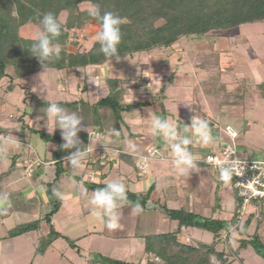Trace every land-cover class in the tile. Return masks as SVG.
<instances>
[{
    "label": "rangeland",
    "instance_id": "obj_1",
    "mask_svg": "<svg viewBox=\"0 0 264 264\" xmlns=\"http://www.w3.org/2000/svg\"><path fill=\"white\" fill-rule=\"evenodd\" d=\"M83 7L89 6L83 5ZM60 20L65 22L66 13L61 14ZM37 27L33 24H27L20 28V35L35 40ZM98 32L94 24H87L81 30L72 31L67 49L72 52L89 50L95 43L94 41L97 40ZM187 39V37L183 38L180 45L175 46L174 52L164 53L160 50L141 52L119 62L112 60L103 68H90L89 75L100 74L103 81L104 79L107 81L112 78H122L125 80L124 88L129 95L128 102L146 103L145 106L134 108L124 114L122 121L129 135H125L128 140L125 139L122 146L126 152L143 153L145 157H151L149 148L156 145L159 153L167 157L168 160L161 163L165 167L166 174L168 173L167 176L162 174L164 175L162 181L165 189L164 194L169 197L168 193H174L175 188H177V192L183 191L182 194L179 193L182 206L185 210H192L196 213H206V207L213 201L215 204L216 201L218 204L225 203L228 210L220 218L227 220L228 230H231V224H234L231 219L235 211V208H231L233 201H235L234 194L231 192L235 183L234 177L230 183L225 184L219 182L216 176L210 178L209 175L204 173L203 176H206V178L203 181L199 177L200 173L205 170L203 168L206 164H199V168L195 170L196 172H193L187 178L178 180L176 173L173 174L175 171L170 163L171 157L168 151L162 147L158 148L159 144H165L163 139L150 134L149 121L144 118H148L149 112L147 110L150 109L152 115L167 119L170 123L177 122L178 130L182 135L189 138L193 134L185 131L181 126L190 125L191 117L196 115V112L197 115L203 113L212 116L213 119L217 117L218 123L211 125L210 129L212 132L221 135V140L224 141V143H221V148L225 147L224 144L231 142V137L226 131V128L231 126L238 134L235 140L238 154L249 160L264 161V96L261 94L262 90H259V87L264 84V23L243 25L224 33L212 36L210 34L206 38L209 45L224 51V54H230L232 57L230 59V56H224L229 59L224 63L229 64V67L232 68L231 71H224L223 74L226 78H223L221 74L215 75L214 73L207 76L201 73L196 75L194 63L192 62L193 58H196V54L195 51L194 53L188 51L193 47L194 42H188ZM199 47L202 46H196L195 49ZM177 52H179L181 58L184 55L183 61L178 62L179 60L170 59L164 63L162 58L165 57L164 55H170L177 59ZM159 57L161 58L158 59ZM186 72L196 77L190 86L181 83V75ZM8 73L13 75V70L10 68ZM57 76L56 71L44 70L40 75L32 76L15 84V89L12 92L8 90L10 84L7 79L0 85V133L5 137L0 138V156L4 155L5 157L4 160L0 161V174L8 171L16 162L23 161L28 154H32V150L22 144V142H26V137L24 138L21 124L17 121L18 115L20 117L24 111H29L32 106V100L28 98L25 102V99L31 97L32 94H36L40 98L64 100L63 94H58L56 91ZM220 77L222 78L221 81ZM223 79L233 83V85H224ZM252 86L254 88L253 92H246L247 94L244 95V89ZM72 89H75L74 83H72ZM54 91L56 93H52ZM105 95L101 88V91L97 92L95 96L96 98H102ZM93 97L91 95L89 99L91 101L95 100V97ZM126 97L127 93L125 99ZM134 111L137 112L134 113ZM132 114H135L139 119L138 123H129L128 117ZM128 141L136 146L135 151L127 147ZM38 144L37 152L40 155L49 154L45 142L39 140ZM189 146L191 145L189 144ZM213 153L220 154L218 152ZM17 154H22V159L14 160ZM205 156L202 160L205 159ZM48 158L50 159V157ZM125 160L126 158L123 157L116 162L117 170L115 173L113 172L107 182L124 181L123 183L126 184L127 188H129L132 181L138 179L140 186L149 184L150 181L155 182L154 176L150 181L142 180L141 176L148 175L151 171L150 168L143 172L142 165V172H138L137 176H131V169L138 171L141 162V159L139 161L135 158H131L130 165L128 164L130 167L129 176L132 179L122 178L120 173H125L120 163H127ZM33 166L34 171L37 170L40 176L33 175L35 173L33 171V174H30L28 178H25L24 175L20 176V179L24 182L20 187H13L7 182L4 187L0 185V195L7 194L8 196L6 202H0V238L8 235L11 230L19 225L38 220L52 209V200L47 194L46 187L47 183L54 181L56 167H46L43 160L35 162ZM65 167H62L65 176L62 180L59 179L53 187L64 193L65 203L60 213L54 216L52 224L55 227L57 226L56 229L63 235L71 239H78L77 248L70 247L64 239H58L47 256L42 259L35 258L36 244L29 234H25L21 240L0 239V264H101L98 254L126 262L147 263V256L143 254L142 246L139 244L143 241L142 239L130 242L108 237L110 236V230H107L101 220L93 215L91 206L88 204L92 192L86 191L85 183L95 182L94 179H85V183H83V171L81 169L73 176V171L69 170V164H66ZM95 168L99 170L98 166H95ZM21 171L23 170L20 169L18 172ZM208 178L210 179L209 182L207 181ZM73 179L79 185L78 188L72 186L71 181ZM189 183L193 186L197 184L203 188V192L197 191V188L195 190V187H192ZM159 184L161 183L159 182ZM170 186L171 190L168 189ZM226 188L230 189V192L228 189V192H226ZM142 194L147 195L144 192ZM214 211L217 212L216 216L218 218L219 211ZM246 212L248 214L249 210L245 209V215ZM8 213L11 216L10 219L6 220L2 215ZM120 224L122 227L118 230L124 229L129 232L131 225L127 218L122 216ZM238 224L239 227L242 226L240 221H238ZM139 226V231L142 234L140 236H144V232L147 233L149 229L141 221ZM254 226L253 223L248 232L250 235L253 234ZM47 229L46 225H42L41 229L35 232L34 235L41 237ZM185 234L187 238L185 242L190 244L195 242L194 240L206 243L213 241L212 234L198 229H189ZM261 236L264 239V232ZM232 241L235 245L239 244L236 240L232 239ZM222 248V245L218 247V249ZM77 249L80 250V253L77 252ZM242 256L244 264H264V259L255 253L253 247H250ZM214 262L219 264L216 260Z\"/></svg>",
    "mask_w": 264,
    "mask_h": 264
},
{
    "label": "trees",
    "instance_id": "obj_2",
    "mask_svg": "<svg viewBox=\"0 0 264 264\" xmlns=\"http://www.w3.org/2000/svg\"><path fill=\"white\" fill-rule=\"evenodd\" d=\"M83 5L89 7L84 8ZM94 5H99L101 14L111 11L127 18V22L121 25V41L117 46L118 54L122 59L141 52L172 51L186 37L202 42L215 32H225L247 24L264 23V0H0V83L7 79L10 84L8 90L12 92L16 81L43 70L38 59L29 52L35 40L22 37L20 28L27 24L38 26L37 17L42 18L46 13H52L62 29L56 41L61 46L59 57L47 62V70L79 72L88 67H101L110 62L111 59L106 58L99 51L98 40L87 51L72 52L67 49L72 31L81 30L87 24L96 25L100 31L98 22L90 16ZM64 13L66 20L62 22L60 16ZM199 60L200 68L208 71L220 67L221 63L219 52L203 53L199 56ZM10 68L13 70V75L8 73ZM106 83L109 94L94 104L82 99L55 102L69 112L82 117L83 126L88 127V131L78 134L83 147H87L92 128L99 127L102 132L117 129L120 127L124 113L146 105L145 102L130 103L125 100L126 93L121 79H108ZM259 88L264 93V84ZM28 98L33 104L29 111H24L19 118L22 132L28 130L42 141L52 142L57 146L52 153V159L56 161L55 179L47 183L46 187L47 194L52 200V209L36 221L17 226L6 238L13 239L30 232H37L44 222L49 232L39 239L35 249V255L42 256L58 239H64L70 247L77 248L76 240L63 236L52 224L54 215L59 212L63 204L62 199L53 195V187L65 173L62 162L69 151L61 148L63 143L61 131L56 129L52 133L53 125L46 122L42 109L52 102L35 94L27 97L25 102ZM26 117L38 124L39 128L26 124L24 121ZM105 185L103 181L85 183L90 192ZM152 191L151 187L147 195H144L128 190V200L131 203L127 205L134 206L138 202L145 209ZM252 204L256 205L257 213L260 215V220L256 219L255 232L252 235L248 234L254 216L249 217L239 227L236 215L232 219L234 225H231L235 226L239 233V237L236 238L239 244L236 248L228 246L223 250H218L217 246L232 240L227 221L202 217L184 209L172 210L161 206L164 214L177 223L178 229L144 237L147 256L145 264H215V260L219 264H244L241 254L250 247H253L255 253L264 259V242L258 231L264 222V200L256 199ZM190 228L213 234L214 242L212 244L182 242L181 231ZM77 252L80 253V250L77 249ZM98 258L101 264H143L111 259L100 254Z\"/></svg>",
    "mask_w": 264,
    "mask_h": 264
},
{
    "label": "crops",
    "instance_id": "obj_3",
    "mask_svg": "<svg viewBox=\"0 0 264 264\" xmlns=\"http://www.w3.org/2000/svg\"><path fill=\"white\" fill-rule=\"evenodd\" d=\"M247 25H249V24H247ZM95 27H96V30L99 31V29H98V27L96 25H95ZM228 31H230V30H228ZM225 32H227V31H225ZM218 33L220 34V33H224V32H215V33H212L211 36L212 35H216ZM97 40H95L94 42H96ZM187 40H189L188 42H191V43L194 42V44H192L193 47L190 50H188V51H191L192 53H194V51H195L196 58L195 59L193 58L192 62L194 63V68L196 70L195 71L196 75L201 73L202 75L207 76V75H212L214 73L215 75L216 74H221L223 76V78H226L225 75L223 74L224 71L225 70L231 71L232 68L229 67V64L226 65L224 63L227 60H229V59H227L224 56H230V54H224L225 53L224 51L219 50V49H215L214 46H211V45H209L207 43V41H206L207 39L205 41H202V42L194 41L191 38H188ZM181 41L177 45H180ZM196 46H202V47L196 48L197 49V51H196V49H195ZM174 49H175V47H174ZM211 52H219L220 53V61H221L220 67L216 68L215 70H209V71L205 70V69H201L200 65H199L200 64L199 56L201 54L203 55V53L204 54H208V53H211ZM187 54H188V52H187ZM176 55H178L177 59H174V57H172L170 55L169 56L164 55L165 57H162L164 59L163 60L164 63L167 60H170V59L176 60V61L179 60L178 62L183 61L184 55H183L182 58L180 57L179 52H177ZM160 58L161 57H159L158 59H160ZM224 58H226V59H224ZM231 58L232 57L230 56V59ZM110 62H108L107 64H109ZM107 64H105L104 66H106ZM104 66H101V67H88L87 69L79 71V72H74V71L57 72L56 71L58 73L56 91L58 92V94L59 93L63 94L64 100H61V99L60 100H54V99L52 100V99H45V98H42V99H44L46 101H50V102L75 101V100H81L82 99V100H84L86 102H89L90 104L96 103L98 100L101 99V98H96L95 95H97V92H100L101 88H102V90L104 91V94H106L105 96H107L109 94V89H108V85L106 83L107 81L105 79L103 81V77H101L100 74H97V75L94 74V75L90 76L89 72H90V68H103ZM42 71H40V72H38L36 74H33V75L29 76V77H26V78H24L22 80L16 81L13 86H15V84H17L18 82H21V81H23L25 79H28V78L32 77V76L40 75V73ZM52 71H55V70H52ZM205 78H208V77H205ZM118 79H121L123 81V83H124L123 86H125V80L122 79V78H118ZM195 79H196V77L194 75H192V74L189 75L187 72L181 75V81H182L181 83H183L185 86H190L191 82H193V80H195ZM221 80H222V78L220 77V81ZM4 81L5 80H3L2 82H4ZM80 81H81V83H80ZM2 82L0 83V85L2 84ZM72 83H74L75 89H72ZM223 84L224 85H229V86L233 85V83L227 82L224 79H223ZM59 86H60V88H59ZM61 86H63V87H61ZM253 90H254L253 86L245 88L244 89V91H245L244 95L247 94L246 92H248V93L249 92H253ZM259 90H261V89H259ZM52 93H56V92L54 91ZM125 93H127V97H126L125 100L128 102L127 98L129 97V95H128V91L126 89H125ZM261 94H262V96H264L263 92ZM54 95L56 96V94H54ZM91 95L95 97V98L93 97L95 100L91 101L89 99V96H91ZM37 96L39 97V95H37ZM105 96H103V97H105ZM31 104H33V102H31ZM223 108H227V107H223ZM124 114H126V113H124ZM124 114H123V116H124ZM197 114L198 113L196 112V115ZM123 116H122V119H123ZM198 116H200L201 118L207 120L208 123H209V127L211 125L215 124V123H218V121L216 120L217 117H216V119L215 118L213 119L212 116H209V115H206V114H203V113H200V115H198ZM20 117L18 115V120L17 121L21 124V130H22V123L19 121ZM25 120H26L25 121L26 124L36 128V129L39 128V125L35 124L32 120H29L28 117H26ZM119 129L121 130V133H122L121 136H119V137H116L114 135H110L109 134L110 133L109 130H105V132H102L99 129V127H95V128H92L90 130V134L88 136V144H87L88 155H87L86 159L84 160L83 167L81 168V171H83V183H85V179H88V180L89 179H94L95 182L103 181V183H105V184L109 183L107 181L110 179V177L113 174V172L115 173L116 170H117L116 162H118L119 159L121 160L123 157L126 158L125 161L127 163H120V166H123L124 173H125V174H121L120 173V175H122V178L125 177L127 179H132V177L130 178V176H129L130 167L128 166V164L130 165L131 158L138 159L139 161L141 159L138 171L137 170L133 171L131 169V171H132L131 176H137L138 172L141 173L142 171L144 172V171H147V170H149L151 168V171L148 173V175H145L146 177L145 176H141V178H142V180L150 181L152 179V176H154L155 177L154 178L155 182H151L150 181L149 184L147 183V184H144V186H140V181L138 179L137 181H135V180L132 181L131 184L129 185V188H128L129 191H131V192H133L135 194H142V192L148 193V191L152 187L153 188V191H152L153 196H152V193H151L148 205L143 210V212H141L139 214H132L131 213V209L130 208L133 207V205H124L123 208H122V211H123V214H124L123 216H124V218H127L129 224L131 225L129 232L125 231L124 229L112 230V231H110V236H108V237H112V238L118 239V240H128L130 242H132L134 240H137V239H142L143 241H141L139 244L142 246L143 254L146 255V253H145V241H144L145 235L168 233V232L175 231V230L178 229L177 223L171 221L164 214V212L161 210L160 207L161 206H166V207H168L169 209H172V210H180V209H184L185 210V208L182 206L181 200L179 198V193L182 194L183 191L177 192V188H175V192L174 193H168L169 197H167L164 194V190L165 189H164V186L162 184V181L164 179L163 176L164 175L167 176L168 173L166 174L165 167H163V165L161 164V163L164 162V160H168L167 157L165 155L162 156L161 154L158 155V157H155L152 160H150V162H149L150 166H148L146 170H142L141 171V165H142L144 157H145L144 154L143 153L138 154V153H134V152H131V151L130 152H126L122 145L124 143V140L127 139V137L125 135H129V134L124 128L123 121H121L120 127L117 128V130H119ZM22 133H23L24 138L26 137L25 138L26 142L24 141V142H22V144L27 146L29 149H31L32 150V154H28V156L26 158H24L23 161L20 160V161L16 162L15 164H13V166L8 171H5V172L0 174V185H2L3 187L5 186L6 182L9 183L10 185H13V187H20V185L22 186L24 184V182L20 179V176L24 175L25 178H28V176H30V175L28 174L27 169H25V168L31 167L34 170L35 168H34L33 165L37 161H42L43 160V163L45 164L46 167H56V161H54L52 159V153L57 149V146L54 143H52V142H48V143L45 142V146L48 148L49 154L46 153V155H44V154L40 155L37 152V146L39 145L38 143H39V140H41V139L37 135L31 134L28 130H26L25 132H22ZM212 134H213V137H214V143L212 145L208 146V147H202L197 142V140L194 138V136H190L189 137L191 139V143H190L191 146H189V149L194 154H197V157H199V159H197L198 164L205 165L204 160H202L205 155H207L209 153H213V152H220V150H221V147H220L221 143H224V141L221 140L222 139L221 135L219 133H217V132H212ZM3 137H4V135L0 133V138H3ZM156 141H158V140H156ZM155 143H158V142H155ZM224 145H226V144H224ZM154 147H156V145ZM161 147L164 150H166L165 144H161V145L159 144L158 148H161ZM149 149H151V147ZM48 157H50V159ZM18 158L22 159V154H17L14 157V160H18ZM4 159H5L4 155H1L0 156V161H2ZM66 164H68V161L64 159L63 162H62V167L63 166L65 167ZM95 166H98L99 170L96 169ZM20 169L23 170V171L18 172V171H20ZM65 169L68 170V168H66V167H65ZM203 169H205V170L200 173V177L197 175L201 180L205 181L206 176H203L204 173L209 175L210 178H212V176H214V178H215V176H216L217 179H218L219 170H215V169L209 168L206 165L204 166ZM49 170H51V169H49ZM69 170H72V169L69 167ZM34 172L35 173L33 175L40 176V174H39V172L37 170H35ZM43 173H46V172H43ZM54 174H56V170H55ZM162 174H164V175H162ZM173 174L175 175V172ZM64 176H65V174H63L60 177V180H62V178ZM143 178H145V179H143ZM207 181L209 182L210 179L208 178ZM218 181L222 182L219 179H218ZM122 182H124V181H122ZM159 182L161 184H159ZM222 183H224V182H222ZM182 184H184V183H182ZM191 186L195 187V190L197 188V191L203 192L202 191L203 188L199 187L197 184H196V186H193V185H191ZM228 188H230V187H228ZM228 188H226V192H228V191L230 192V189H228ZM85 189H86L87 192H90V191H88L87 188H85ZM168 189L171 190V186ZM190 189H191V187H190ZM190 189L188 190L189 192L192 190V189L191 190ZM227 189H228V191H227ZM231 192L234 194L233 198L235 200V201H233V203H232L233 205L231 207V208H235L234 215L232 216V219H234V217L237 215L238 221H240V223H242V225H243V223L245 221H247V219L249 217L254 216L253 217V219H254L253 223L255 225L254 226V230H253V233H254L255 232V228L257 226V220L256 219L260 220V215L257 213L256 205L250 204V205L246 206L245 209L247 211L249 210V213L247 214V212H246V215L244 213L241 216L240 214H241V211H242V199L239 197L238 190H237V187L235 186V183L233 184ZM64 198L62 199L63 200V204H62L60 210L64 206V203H65L64 202L65 201ZM210 204L206 207V213H200V212L196 213V212H194L192 210H187V209H186V211L196 213V214L201 215L202 217H206V218L211 217V218H214V219L224 220V219H221L220 216H222L225 212H227V210H228L227 205L225 203L218 204L217 201H216V204L214 203V201H213V203H210ZM153 209H155V210L153 211ZM60 210H59L58 213H60ZM214 210L219 211L218 214H217V215H219L218 218L216 216L217 212H215ZM2 216H3V218H6V220H8V219H10L11 215L8 213L6 215L3 214ZM245 216H247V217H246V219L244 221ZM261 219H263V218L261 217ZM53 220H54V217H53L52 221ZM140 221L145 223L146 226L149 229V230H147L148 231L147 233L144 232V236H140V235H142L141 232L139 231V229H140V226H139L140 225ZM224 221H227V220H224ZM237 224H238V222H237ZM42 225H46V224L43 222L41 224V226ZM233 225H231L230 233H231L232 239L235 241L236 238L239 237V233L235 229V226H233ZM54 227H55V225H54ZM56 228H57V226L55 227V229ZM260 228H261V230H260ZM250 229H251V227H250ZM250 229L248 230V232L250 231ZM187 230H189V229H183V231H181V233H180V240L182 242H184V243H187V242H185L186 239H187L185 232H187ZM56 231H58V230L56 229ZM152 231H155V232H152ZM258 231H259L260 235L261 234L263 235L264 222H263V224H261V226L259 227ZM48 232H49V230L47 229L45 231V234H43L42 236L46 235ZM203 232H205V231H203ZM207 233H209V232H207ZM28 234L31 236L32 241L37 246L38 242H39V239L42 236L41 237L40 236L37 237L36 235H34L35 232H30ZM23 236H20V237H17V238H13V239L21 240V238H23ZM63 236H65V235H63ZM6 237H7V235L5 237L0 238V239L7 240L8 238H6ZM68 238H70V237H68ZM72 240H75V239H72ZM262 240L264 242L263 238H262ZM194 241L195 242H193V243L212 244L214 242V236H213V241L211 243H206V242H202V241H198V240H194ZM77 242H78V239H76V244H77ZM55 243H56V241L47 250V252L44 255H42V256H39V255L36 256L35 252H34L35 258H42V259L45 258L47 256L48 252L54 247ZM187 244H190V243H187ZM221 245H222L223 248L222 249H218V250H223V249H225L228 246H232L234 248H236L238 246V244L235 245V243L232 240L230 242H227L226 244H223V243L219 244L217 246V248L219 246H221ZM246 251H244V252H246ZM244 252H242V254ZM242 254H241V257L243 258ZM130 263H134V262H130Z\"/></svg>",
    "mask_w": 264,
    "mask_h": 264
},
{
    "label": "clouds",
    "instance_id": "obj_4",
    "mask_svg": "<svg viewBox=\"0 0 264 264\" xmlns=\"http://www.w3.org/2000/svg\"><path fill=\"white\" fill-rule=\"evenodd\" d=\"M90 16L100 26V31L97 33V39L100 44L99 51L111 61L113 59L117 62L121 61L122 58L118 54L117 46L121 41V25L127 22V18L111 11H105L101 14L99 5L93 6ZM37 20L38 27L35 42L31 45L29 52L38 59L44 71L47 70V62L50 59L59 57L61 46L56 41L60 37L62 29L61 24L52 13H46L42 18L38 16ZM42 110L45 114L46 122L53 125L52 133L56 129L61 131L63 141L61 148L69 151V154L64 159L68 161L69 167L73 171V176H75L83 167V162L88 155V147L82 146V141L78 134L82 131H88V127L83 126L82 117L74 112H69L55 102L49 103ZM147 111L149 116L144 119L149 121V132L154 137H161L165 142V148L171 157L170 163L177 175V179L189 177L199 168L197 154L190 151L188 147L191 139L181 134L178 130L177 122L170 123L167 119L152 115L150 109ZM128 120L132 124L139 122L135 114L130 115ZM181 127L185 131L191 132L202 147H208L214 143V137L208 121L198 115L191 117L190 125H182ZM47 131H49L48 128ZM109 134L119 137L121 136V130L113 128ZM127 147L132 151L136 150V146L131 141L127 142ZM235 172L234 166L221 167L218 179L228 184L232 181ZM71 184L73 187H79L74 179ZM127 193L126 184L119 180L109 182L104 187L98 188L91 193L88 204L91 206L93 215L101 220L107 230H118L122 227L120 224L123 216L122 208L124 205L131 203L128 200ZM53 195L58 199L64 198V193L59 189H54ZM7 200V194L0 195V202H6ZM130 209L132 214H139L144 210L138 202Z\"/></svg>",
    "mask_w": 264,
    "mask_h": 264
},
{
    "label": "built area",
    "instance_id": "obj_5",
    "mask_svg": "<svg viewBox=\"0 0 264 264\" xmlns=\"http://www.w3.org/2000/svg\"><path fill=\"white\" fill-rule=\"evenodd\" d=\"M227 133L231 137V142L226 143L221 148L220 154L209 153L204 159V163L213 169L221 167L234 166L236 172L233 177L235 186L237 187L239 197L242 199L241 216L244 214L246 206L253 203L254 200H264V161H255L243 158L238 154L235 147V140L238 134L230 126L226 128ZM151 157H144L142 170H146L150 160L160 155L156 147L149 150ZM33 168L27 169L28 174H33Z\"/></svg>",
    "mask_w": 264,
    "mask_h": 264
}]
</instances>
